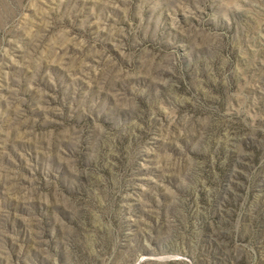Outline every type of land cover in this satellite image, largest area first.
<instances>
[{"label": "rangeland", "instance_id": "374dc122", "mask_svg": "<svg viewBox=\"0 0 264 264\" xmlns=\"http://www.w3.org/2000/svg\"><path fill=\"white\" fill-rule=\"evenodd\" d=\"M181 261L264 264V0H0V264Z\"/></svg>", "mask_w": 264, "mask_h": 264}, {"label": "trees", "instance_id": "16d2710c", "mask_svg": "<svg viewBox=\"0 0 264 264\" xmlns=\"http://www.w3.org/2000/svg\"><path fill=\"white\" fill-rule=\"evenodd\" d=\"M220 152H221V154H224L225 153V151H224V149L223 148H220ZM261 154V150H256V157L258 158V156ZM231 159H230V157H229V160L227 161V163H225L224 165H221L219 168H220V176H219V181H224L225 179H226V177H227V174H228V172H229V170H230V166H231V161H230ZM217 196L216 195H214V197H213V200H215L216 201V198ZM203 200H204V202H207V198H203ZM171 263H176V262H171ZM180 264H187V263H185L184 261H181V262H179Z\"/></svg>", "mask_w": 264, "mask_h": 264}]
</instances>
